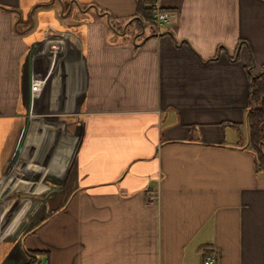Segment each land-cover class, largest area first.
I'll use <instances>...</instances> for the list:
<instances>
[{
    "label": "crops",
    "instance_id": "0c3cea01",
    "mask_svg": "<svg viewBox=\"0 0 264 264\" xmlns=\"http://www.w3.org/2000/svg\"><path fill=\"white\" fill-rule=\"evenodd\" d=\"M263 74L264 0H0V264H264Z\"/></svg>",
    "mask_w": 264,
    "mask_h": 264
},
{
    "label": "trees",
    "instance_id": "16d2710c",
    "mask_svg": "<svg viewBox=\"0 0 264 264\" xmlns=\"http://www.w3.org/2000/svg\"><path fill=\"white\" fill-rule=\"evenodd\" d=\"M149 2L142 1L139 13L144 18L153 22L154 10L148 8ZM249 127V145L256 154V166L260 173H264V74L259 79L252 81L250 86V112L247 117ZM30 259L29 264H41V254L27 252Z\"/></svg>",
    "mask_w": 264,
    "mask_h": 264
},
{
    "label": "built area",
    "instance_id": "2783aa9c",
    "mask_svg": "<svg viewBox=\"0 0 264 264\" xmlns=\"http://www.w3.org/2000/svg\"><path fill=\"white\" fill-rule=\"evenodd\" d=\"M153 9H154V13H153L154 25L157 28H161L169 22L170 18L172 17V14L160 10L158 7H154ZM204 264H215L214 258L211 256L208 257L205 260Z\"/></svg>",
    "mask_w": 264,
    "mask_h": 264
}]
</instances>
